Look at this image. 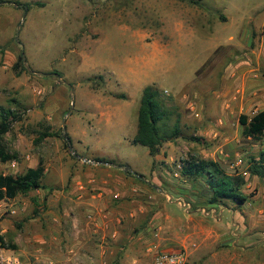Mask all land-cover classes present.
Returning a JSON list of instances; mask_svg holds the SVG:
<instances>
[{"label":"rangeland","instance_id":"1","mask_svg":"<svg viewBox=\"0 0 264 264\" xmlns=\"http://www.w3.org/2000/svg\"><path fill=\"white\" fill-rule=\"evenodd\" d=\"M20 54L24 61L16 68ZM147 86L160 91L168 112L157 160L132 143ZM260 87L264 0H0V113L21 115L0 138V149L16 157L0 155V174L22 175L40 162L46 168L45 189L0 203V233L9 245L0 250V264H95L87 249H68L97 230L99 217L86 213L91 195L77 199L75 173L87 165L77 156L105 160L139 188L134 205L129 198L112 203L121 211L134 207V218L118 224L109 219L112 206L105 209L109 224L99 233L109 240L96 242V264H136L133 258L155 264L158 254L180 251L186 264H216L215 253L241 249L235 243L247 226L258 255L264 177L244 175L249 202H219L217 218L220 209H232L220 219L204 207L199 215L206 214L212 229L200 241L187 238L181 223L185 210L199 207L177 201V194L211 199L202 180L181 176L183 161H219L228 174L243 175L259 159L264 135L244 136L239 118L264 112ZM87 215L90 224L81 220ZM116 231L128 260L102 254ZM173 238L178 246H158ZM151 244L173 250L146 255Z\"/></svg>","mask_w":264,"mask_h":264},{"label":"trees","instance_id":"2","mask_svg":"<svg viewBox=\"0 0 264 264\" xmlns=\"http://www.w3.org/2000/svg\"><path fill=\"white\" fill-rule=\"evenodd\" d=\"M23 61V54H20L14 67L21 66ZM163 106L160 91L154 86L145 87L138 112V129L132 143L148 148L152 157L159 153L164 140L160 134V123L167 117L168 112ZM20 116L18 112L11 109H2L0 113V138L10 131L13 123L21 119ZM239 122L244 128V136L258 140L264 135V112H259L251 118L241 115ZM178 134L179 129L176 127L172 135L176 137ZM49 136L51 135L43 133L42 138ZM0 155L5 160L16 158L7 156L4 149H0ZM97 161L106 162L101 159H97ZM179 166H181L180 173L183 178L192 181L202 180L208 186L211 193L210 204L232 201L241 207L249 201L250 197L242 192V188L246 185L244 175L228 174L219 163L209 160L193 159L183 161ZM45 172L46 168L43 162H40L37 167L29 168L22 175L0 174V203L15 199L19 195H27L35 190L45 189L43 183ZM248 174L264 177V151L261 152L258 160L250 161ZM8 246L4 236L0 233V250L6 249Z\"/></svg>","mask_w":264,"mask_h":264},{"label":"crops","instance_id":"3","mask_svg":"<svg viewBox=\"0 0 264 264\" xmlns=\"http://www.w3.org/2000/svg\"><path fill=\"white\" fill-rule=\"evenodd\" d=\"M248 71V70H246ZM264 88V87H260ZM159 153L154 157L156 160L159 158ZM90 161H97L96 159H89ZM220 164V166L226 171V169L222 166V164L219 161H214ZM81 163L87 164L84 166H81V168L78 169V171L75 173L74 179L76 180L75 185H76V193L77 195H80L77 197V199H81L84 197H88V195H91L93 199H89V207H86V213H98L99 212V217L95 218L94 224L97 226V230L94 231V233H88L84 239L82 238H76L78 242L76 244L69 245L68 249H87L86 252L90 254L89 259L91 262H94L95 264L97 263V254L100 253V251L95 250L97 244H103V242L108 241L109 239H105L107 235H104L100 237L101 230L106 227V225L109 224V221L106 219H111L113 220L112 222H118V224L122 223V220L125 221L126 219H129V217L134 218L137 212L133 211L134 207L129 208V206H123V211L119 210L116 206H113L112 203L120 202L121 199L124 198H129L132 200V203L136 202L135 199L139 195V191L136 187H134V184L132 182H128L129 178L124 177L122 175L121 169H116L114 170V166L111 165H104V164H94V163H85V161L81 160ZM227 172V171H226ZM246 176H249L248 172ZM243 173V174H244ZM190 180V179H187ZM118 181H121L118 183ZM118 185V186H117ZM128 186V188H126ZM79 190V191H78ZM179 196V199L177 201H182L188 206L196 205L199 207V209L192 211L191 213L188 210H185V218L181 219V223H185V230L186 232H190V234L187 236V238L190 239H196L198 241L202 240L205 236V234L209 233L208 229L210 228V221L207 219L208 217L206 214H203V217H200V212L201 210L204 209V207H209L211 208V216H213L216 220L220 219L221 213L228 210H231L230 208L226 209H220V216L218 215V218L215 216V213L219 214V207L218 203H213L210 204L208 201L206 202L203 198H199L198 195L194 196L192 195V199L189 198L191 195V192L188 190H182L177 194ZM189 200V201H188ZM79 202V201H76ZM249 202V201H248ZM247 202V203H248ZM193 204V205H192ZM88 205V206H89ZM112 206V209L109 210L107 213L109 215L106 216L105 214V209H108L109 207ZM102 214H101V212ZM204 211V210H203ZM129 212V215L127 214ZM209 215V214H208ZM85 217H82L81 220L88 221L87 224L92 223L89 221L88 218H91L90 215L86 216V219H83ZM93 219V218H92ZM157 220L154 221V225H156ZM180 223V224H181ZM93 228H95L93 226ZM218 230H222L217 227ZM248 229V226L243 228V237L242 235H238L239 241L236 242L235 244L237 245L236 247H240L241 249H229V251L225 252H219L218 254H214V259L217 262L216 264H264V249L260 250V253L255 254L252 251V241H250L252 236H247L246 230ZM212 231V230H210ZM241 231V230H240ZM100 232V233H99ZM98 233V234H97ZM264 234V232H263ZM226 236V235H225ZM111 241H113L112 245L109 247L104 248L102 247V254L107 255V254H115L117 257H120V260L123 261L124 259L128 260L130 258V253L127 251H124V248L121 247L118 243L120 239V233L118 231L114 232V234L111 237ZM242 239V240H241ZM103 242H100L102 241ZM167 240V239H166ZM69 243H71V238L68 239ZM154 241V240H153ZM152 241V242H153ZM162 241V239H161ZM164 243L161 244V242L158 244V246L164 245V248H169L173 244V246H178V244L174 243V238L172 241H165L163 240ZM179 241V240H178ZM186 240H180L179 243L181 244H186ZM155 243V242H154ZM153 243V244H154ZM238 243H241L240 246H238ZM108 244V243H106ZM113 246V247H112ZM150 245L149 249L145 251L146 255L151 254L157 250H173V249H152ZM94 249V250H92ZM116 249V250H112ZM119 249V250H117ZM125 252V253H124ZM227 252V253H226ZM141 254L144 255V252ZM223 254V255H222ZM227 255V256H226ZM87 256V255H86ZM122 257V258H121ZM224 258H227L224 259ZM223 259L224 261H227L226 263L220 262V260ZM130 260V259H129ZM140 258H133L132 261L136 262V264L139 263ZM93 264V263H91Z\"/></svg>","mask_w":264,"mask_h":264},{"label":"built area","instance_id":"4","mask_svg":"<svg viewBox=\"0 0 264 264\" xmlns=\"http://www.w3.org/2000/svg\"><path fill=\"white\" fill-rule=\"evenodd\" d=\"M15 164L16 162H13V165ZM243 175L246 176L247 173ZM155 264H186V254L183 251L174 253L162 252L156 256Z\"/></svg>","mask_w":264,"mask_h":264},{"label":"water","instance_id":"5","mask_svg":"<svg viewBox=\"0 0 264 264\" xmlns=\"http://www.w3.org/2000/svg\"><path fill=\"white\" fill-rule=\"evenodd\" d=\"M69 141V140H68ZM78 158H80L81 160L87 162V163H94V164H104V165H111L110 163L107 162H99V161H90L88 159H85L83 157L77 156Z\"/></svg>","mask_w":264,"mask_h":264}]
</instances>
